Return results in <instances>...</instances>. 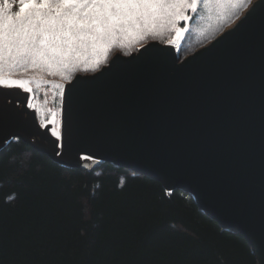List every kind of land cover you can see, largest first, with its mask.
<instances>
[{
	"label": "water",
	"instance_id": "95a60500",
	"mask_svg": "<svg viewBox=\"0 0 264 264\" xmlns=\"http://www.w3.org/2000/svg\"><path fill=\"white\" fill-rule=\"evenodd\" d=\"M30 97L0 85V150L22 138L64 166L109 162L181 189L264 264V0L183 59L152 41L77 74L65 85L60 137Z\"/></svg>",
	"mask_w": 264,
	"mask_h": 264
},
{
	"label": "trees",
	"instance_id": "16d2710c",
	"mask_svg": "<svg viewBox=\"0 0 264 264\" xmlns=\"http://www.w3.org/2000/svg\"><path fill=\"white\" fill-rule=\"evenodd\" d=\"M189 50L185 40L181 54ZM29 89L40 121L49 122L62 107V87L40 80ZM0 264L257 259L243 236L225 230L181 189L109 162L94 170L64 166L14 138L0 150Z\"/></svg>",
	"mask_w": 264,
	"mask_h": 264
},
{
	"label": "snow or ice",
	"instance_id": "6c2138e0",
	"mask_svg": "<svg viewBox=\"0 0 264 264\" xmlns=\"http://www.w3.org/2000/svg\"><path fill=\"white\" fill-rule=\"evenodd\" d=\"M18 11H12L13 0L0 3V66L5 57L11 65L31 57L44 58L45 49L55 53L59 47L85 41L103 42L126 25L157 21L168 23L176 34L186 28L175 27L191 19L186 13L197 11L198 0H17ZM239 27V26H238ZM9 82L0 79V85ZM59 136V133L53 132ZM54 154H59L53 141Z\"/></svg>",
	"mask_w": 264,
	"mask_h": 264
},
{
	"label": "rangeland",
	"instance_id": "374dc122",
	"mask_svg": "<svg viewBox=\"0 0 264 264\" xmlns=\"http://www.w3.org/2000/svg\"><path fill=\"white\" fill-rule=\"evenodd\" d=\"M253 2L254 0H198L197 11L193 13L189 9L186 13L191 19L187 22L181 21L175 26L186 28V31L179 35L168 23L157 21L156 25L152 26V22L148 21L142 22L140 26L126 25L123 30L106 37L103 42L85 41L72 45L71 49L64 45L55 53L45 49L44 58L37 56L35 65L31 57L14 66L5 57L3 65L0 66V79L8 81V85H21L26 90H30V83L40 80L55 81L62 87L63 94L65 85L76 74L96 72L107 65L117 53L132 54L152 41L176 44L180 47L187 40L190 50L186 54H181L183 59L235 25ZM18 9L17 0H13L12 11ZM61 109L62 107L55 111L51 120L46 122L53 123V131L59 134Z\"/></svg>",
	"mask_w": 264,
	"mask_h": 264
}]
</instances>
